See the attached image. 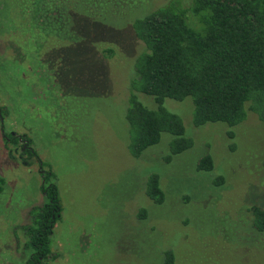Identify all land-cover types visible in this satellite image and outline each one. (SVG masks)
<instances>
[{
  "label": "rangeland",
  "instance_id": "374dc122",
  "mask_svg": "<svg viewBox=\"0 0 264 264\" xmlns=\"http://www.w3.org/2000/svg\"><path fill=\"white\" fill-rule=\"evenodd\" d=\"M25 1L0 0V264H24L29 256L24 227L45 201L41 187L49 170L61 211L46 264H162L167 247L178 264H264V233L252 227L249 210L264 201V170L249 161L255 144L264 143L257 118L249 114L232 137L225 125L193 127L190 103L167 98L165 106L184 119L194 146L165 164L170 135L162 133L158 144L132 156L125 116L129 60L142 44L125 16L114 12L87 27L68 25L76 32L90 28L94 41L60 40L55 69H49L35 17L44 0ZM165 1H148L145 8ZM142 12L143 5L126 14ZM109 44L116 53L102 56ZM20 135L30 138L38 157L24 153ZM206 153L214 168L197 171ZM152 171L160 173L162 204L145 195ZM218 175L224 183L214 186ZM194 232L204 245L193 240Z\"/></svg>",
  "mask_w": 264,
  "mask_h": 264
},
{
  "label": "trees",
  "instance_id": "16d2710c",
  "mask_svg": "<svg viewBox=\"0 0 264 264\" xmlns=\"http://www.w3.org/2000/svg\"><path fill=\"white\" fill-rule=\"evenodd\" d=\"M148 1L150 6L154 4L152 0L135 3L133 0L40 1L41 11L35 17L42 33L41 42L49 48L44 54L51 60L47 68L55 69L60 40L62 45L76 43L74 39L83 41L86 36L94 41L90 28L88 32L87 29L76 32L68 25L75 21L74 25L82 22L87 27L92 20H101L115 12L121 19L125 16L131 32L142 44L129 60L125 116L132 156L140 157L158 144L162 133L170 135L163 157L165 164L175 162L176 155L194 146L193 138L185 133L184 119L165 106L167 98L190 103L193 127L221 124L227 126L228 134L234 137L232 128L252 114L264 133V0H166L146 9ZM142 5L141 14L135 17L126 14ZM75 13H80V19L74 18ZM100 52L102 56H112L116 50L109 44ZM255 133L253 131L252 136ZM17 139L25 141L24 153L38 157L30 147L29 137L20 135ZM262 144H255L257 148L254 146L249 161L264 170ZM213 168L210 153L202 155L196 165L197 171L208 172ZM159 174L150 172L145 183V195L156 204L165 200ZM43 178L41 193L45 201L33 210L31 223L24 227L25 246L30 250L25 264H44L51 256L52 231L61 211L53 172L46 171ZM212 183L222 185L223 176L214 177ZM4 185L0 176V192ZM249 210L252 227L264 233V201L253 204ZM138 218L142 221L147 218L146 207L139 209ZM193 237L198 240L197 233L194 232ZM199 242L200 246L205 244ZM162 254V264H178L173 248H164Z\"/></svg>",
  "mask_w": 264,
  "mask_h": 264
},
{
  "label": "flooded vegetation",
  "instance_id": "af4514ba",
  "mask_svg": "<svg viewBox=\"0 0 264 264\" xmlns=\"http://www.w3.org/2000/svg\"><path fill=\"white\" fill-rule=\"evenodd\" d=\"M19 141H22V139H19ZM24 264H25V262H24ZM44 264H46V263H44Z\"/></svg>",
  "mask_w": 264,
  "mask_h": 264
}]
</instances>
